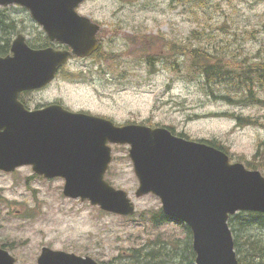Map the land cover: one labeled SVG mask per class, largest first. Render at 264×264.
<instances>
[{
    "label": "rangeland",
    "instance_id": "1",
    "mask_svg": "<svg viewBox=\"0 0 264 264\" xmlns=\"http://www.w3.org/2000/svg\"><path fill=\"white\" fill-rule=\"evenodd\" d=\"M15 7L3 10L14 25L11 43L23 34L42 47L40 29ZM78 12L100 24L102 49L95 59L70 61L49 86L26 94L27 104L59 103L118 126L172 128L193 141L217 140L231 162L250 164L264 176V150L257 155L264 141V85L254 86L256 102L219 99L225 87L209 84L191 57L200 48L211 64L228 62L230 69L264 63V0H87ZM128 150L112 146L106 179L135 203L131 217L65 197L63 179H45L29 166L0 172V246L6 244L18 264H37L45 246L102 264H130L133 249L160 240L179 244L162 253L177 255L179 264L187 226L149 221L161 202L136 197L139 182ZM253 239L241 237L246 244ZM256 261L264 264V257Z\"/></svg>",
    "mask_w": 264,
    "mask_h": 264
},
{
    "label": "water",
    "instance_id": "2",
    "mask_svg": "<svg viewBox=\"0 0 264 264\" xmlns=\"http://www.w3.org/2000/svg\"><path fill=\"white\" fill-rule=\"evenodd\" d=\"M87 0H0V7L27 8L48 39L69 50L32 49L19 34L11 55L0 56V171L23 166L46 178H63L64 196L89 201L107 213L131 216L135 204L106 179L113 145L129 146L139 181L137 197L154 194L163 213L184 223L193 236L196 264H239L229 218L264 213V176L205 142L174 135L167 128L118 126L109 119L72 112L59 104L28 110L22 92L42 89L73 57L99 49L100 26L78 14ZM38 264H100L45 247ZM0 264H16L0 247Z\"/></svg>",
    "mask_w": 264,
    "mask_h": 264
},
{
    "label": "trees",
    "instance_id": "3",
    "mask_svg": "<svg viewBox=\"0 0 264 264\" xmlns=\"http://www.w3.org/2000/svg\"><path fill=\"white\" fill-rule=\"evenodd\" d=\"M14 28L13 23H8L3 10L0 9V56H6L10 53L11 40L8 38ZM44 44L38 48L46 47L48 41L44 39ZM176 52V50H174ZM192 66L198 68L197 70L207 82L215 87L224 86L225 92L221 95L213 96L219 99L229 101L230 103H249L256 102L253 98V89L257 84L264 85V63L256 65H247L246 68L230 69L228 62H218L211 64L207 53L198 48L191 54ZM204 60L203 63L201 61ZM236 94V95H235ZM258 99V98H257ZM248 122L256 123V120H247ZM173 134L177 135L172 128H168ZM178 136L188 139L184 134ZM209 145L220 149L227 153L223 146L217 140L203 141ZM261 150H264V141L258 145L257 155ZM249 169H255L250 164L247 165ZM149 221L154 226L166 225L172 223L169 217L164 215L160 210L151 212ZM229 227L233 234L235 250L238 256L239 264H260L256 261L264 257V241L258 237H264V214L256 212H240L229 218ZM255 230L251 234L249 231ZM187 240L184 244V253L179 264H195V252L193 248V240L191 230L187 227ZM254 237L251 243H242L241 237ZM6 245V244H2ZM8 247V246H6ZM179 244H171L168 241L161 242L160 240L153 242L151 245H146L139 249H133L130 264H176L175 255L172 258L162 257V253L167 251L168 248L178 249ZM166 262V263H165ZM111 264V263H110Z\"/></svg>",
    "mask_w": 264,
    "mask_h": 264
},
{
    "label": "flooded vegetation",
    "instance_id": "4",
    "mask_svg": "<svg viewBox=\"0 0 264 264\" xmlns=\"http://www.w3.org/2000/svg\"><path fill=\"white\" fill-rule=\"evenodd\" d=\"M15 8H17L18 10L13 9V11H19L21 15H23V16H27V17H30V23L34 24V26H36V27H38V29H40V32L42 33L43 37L48 41L46 47H44V48H47V47H53V48H55L56 50H69V48H68L67 46H65V45H61V44H59V43H51V42L47 39L46 34L44 33V31H43V29H42V26L39 25V24L35 21V19H34V18L32 17V15H31V12H30L27 8H24V7H22V6H16ZM78 13H79V12H78ZM79 14H80V13H79ZM81 15H82V14H81ZM82 16H83V15H82ZM91 21H92L93 23L97 24V22H95V21H93V20H91ZM97 25L100 26L99 23H98ZM100 31H101V26H100V30H99V32L97 33V39H98L99 49H98L95 53H93V55H91V56H89V57H85V58L73 57L70 61H72L73 59H82V60H84V59H95L96 56L99 54L100 50L102 49L101 39H100L99 36H98V34L100 33ZM22 35H23V34H22ZM23 36H24V35H23ZM24 37H25V36H24ZM25 38H26V37H25ZM26 41H27L28 45H29L31 48H34V49H40V48L33 47V46H32V43H31L30 41L28 42L27 38H26ZM9 54H11V53H9ZM9 54H8V55H9ZM6 56H7V55H6ZM70 61H68L65 65H63V66L61 67L59 73L57 74V77H58L59 74L65 69V66H66ZM57 77H56V78H57ZM41 90H42V89H41ZM38 91H40V90H38ZM29 92H35V91L22 92V93L19 95V100H20V102H21V103L25 106V108L28 109V110H35V109L42 108V107H35V108H32L29 104H27L26 100L24 99V96H25L26 94H28ZM55 104H59V103H55ZM49 105H50V104H49ZM59 105H62V104H59ZM45 106H47V105H45ZM45 106H43V107H45ZM62 106H63L65 109H68V108H66L64 105H62ZM1 246H3V245H1Z\"/></svg>",
    "mask_w": 264,
    "mask_h": 264
},
{
    "label": "bare ground",
    "instance_id": "5",
    "mask_svg": "<svg viewBox=\"0 0 264 264\" xmlns=\"http://www.w3.org/2000/svg\"><path fill=\"white\" fill-rule=\"evenodd\" d=\"M93 55V54H92Z\"/></svg>",
    "mask_w": 264,
    "mask_h": 264
}]
</instances>
